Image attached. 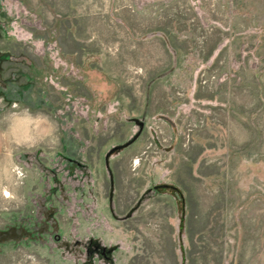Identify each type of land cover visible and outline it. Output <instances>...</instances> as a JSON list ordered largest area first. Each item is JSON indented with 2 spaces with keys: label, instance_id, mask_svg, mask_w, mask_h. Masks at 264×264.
<instances>
[{
  "label": "rangeland",
  "instance_id": "obj_1",
  "mask_svg": "<svg viewBox=\"0 0 264 264\" xmlns=\"http://www.w3.org/2000/svg\"><path fill=\"white\" fill-rule=\"evenodd\" d=\"M0 264H264V0H0Z\"/></svg>",
  "mask_w": 264,
  "mask_h": 264
}]
</instances>
